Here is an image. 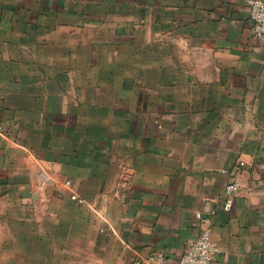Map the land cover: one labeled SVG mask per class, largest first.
Segmentation results:
<instances>
[{
  "label": "crops",
  "instance_id": "1",
  "mask_svg": "<svg viewBox=\"0 0 264 264\" xmlns=\"http://www.w3.org/2000/svg\"><path fill=\"white\" fill-rule=\"evenodd\" d=\"M247 2L0 0L13 264H178L206 226L215 264H264V44Z\"/></svg>",
  "mask_w": 264,
  "mask_h": 264
},
{
  "label": "built area",
  "instance_id": "2",
  "mask_svg": "<svg viewBox=\"0 0 264 264\" xmlns=\"http://www.w3.org/2000/svg\"><path fill=\"white\" fill-rule=\"evenodd\" d=\"M247 6L248 17L251 23L250 37L264 44V0H248ZM66 186L70 187L71 182H66ZM239 190L240 185L236 181H231L224 187L222 196L226 201V211L232 209V199L238 194ZM71 199L78 204H84V200L75 194L71 195ZM198 218H200V215H198ZM218 252V249L211 240V230L206 226L202 228L197 239L181 256L178 264H215ZM146 262L148 264H164L165 256L161 253L152 254L146 258Z\"/></svg>",
  "mask_w": 264,
  "mask_h": 264
},
{
  "label": "rangeland",
  "instance_id": "3",
  "mask_svg": "<svg viewBox=\"0 0 264 264\" xmlns=\"http://www.w3.org/2000/svg\"><path fill=\"white\" fill-rule=\"evenodd\" d=\"M69 211H70V214L77 215V211L75 212L73 208H70ZM77 230H78V224H75V225L71 224L70 227H68L66 231H69L72 233V232H77ZM23 232H25V230ZM39 242H40L39 243V247H40L39 251L41 253H45L46 247L48 246V243H46L45 241H41V240ZM63 246H64V242L62 240L56 239L54 241V250H55V259L56 260H59V258L61 257L62 252H63V250H62ZM48 247H49V251H50V244ZM27 250H28L27 247L25 246V244H23L22 252L28 253ZM6 252L8 253V251L0 248V264H13V260H12L13 257H11V256L9 257L8 255H6ZM75 258H77V256Z\"/></svg>",
  "mask_w": 264,
  "mask_h": 264
}]
</instances>
